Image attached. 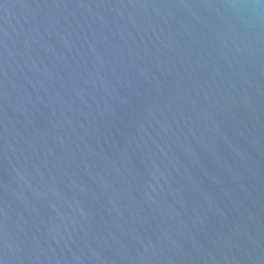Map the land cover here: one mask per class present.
Returning a JSON list of instances; mask_svg holds the SVG:
<instances>
[{
  "label": "water",
  "instance_id": "water-1",
  "mask_svg": "<svg viewBox=\"0 0 264 264\" xmlns=\"http://www.w3.org/2000/svg\"><path fill=\"white\" fill-rule=\"evenodd\" d=\"M0 264H264V0H0Z\"/></svg>",
  "mask_w": 264,
  "mask_h": 264
}]
</instances>
